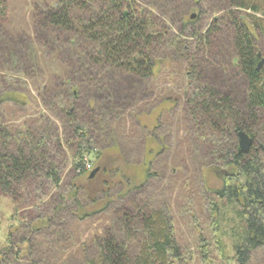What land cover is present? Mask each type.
Returning <instances> with one entry per match:
<instances>
[{"label":"trees","instance_id":"trees-1","mask_svg":"<svg viewBox=\"0 0 264 264\" xmlns=\"http://www.w3.org/2000/svg\"><path fill=\"white\" fill-rule=\"evenodd\" d=\"M224 2L226 12L215 18L207 30L201 31L195 22L181 21L178 35L170 33L153 12L137 6L134 0H58L41 10L38 23L68 45L79 43L80 61L107 65L109 70L137 78L139 82L156 75L162 65L169 64L175 56L179 58L184 53L186 38L195 40L198 54L217 48L220 39L231 46L234 76H239L243 82V95L234 96L237 89L230 86L223 89L217 75L203 76L193 59L187 57L183 61L187 63L185 72L189 83L182 99L194 149L203 153L208 170L225 168L219 187L208 188L205 181V190L214 197L208 209L212 214H219L221 205L232 211L233 216L228 220L233 221L229 237L235 242L234 259L237 264H247L253 252L264 247V70H257L260 61L257 41L263 27L256 20L248 23L247 15L242 12L264 13V0ZM219 22H224L225 27ZM65 85L67 89L62 93L67 96V103L58 110L55 105L51 107L65 123L62 141L54 137L55 130L43 124L35 128L24 123L28 126H21L13 133V128L5 126L0 113V195L12 199L18 211L28 206L34 208L21 217V227L18 224L7 234L0 246V264H43L38 257L31 258L36 253V238L67 207L65 199L75 204V215L90 216L108 208L111 202L108 193L123 180L119 176L120 160L109 161L107 165L103 161L104 153L94 147L95 137L91 133L101 127H98L99 119L89 115V108H82L80 93L83 91L79 92L75 85ZM111 101L113 105H121L120 94ZM106 107L105 99L98 109L103 112ZM241 130L255 141L248 153L239 150L235 135ZM65 151L73 154V168L65 173L66 180L63 179ZM86 162L91 163L90 170ZM93 170L97 172L91 177ZM46 189L57 190L60 199ZM79 192L91 201L88 209L83 206ZM100 193L106 195V200H99ZM46 197L55 200L51 206L48 205L51 199L46 200ZM40 206H44L43 213L36 212ZM164 206L145 205L135 217L125 213L123 220L119 216L114 221L115 227L107 228L106 234L95 238L93 253L83 264H175L176 260L181 261L183 248L176 240L172 216ZM49 210L51 212H47ZM213 226L216 233L222 229L218 216L214 217ZM216 235L220 241L221 237ZM137 242L139 249L133 252L132 246Z\"/></svg>","mask_w":264,"mask_h":264},{"label":"rangeland","instance_id":"rangeland-1","mask_svg":"<svg viewBox=\"0 0 264 264\" xmlns=\"http://www.w3.org/2000/svg\"><path fill=\"white\" fill-rule=\"evenodd\" d=\"M0 2V113L5 126L13 128V133H16L21 126L33 125L36 128L43 124L55 130L54 137L62 141L66 133L65 123L51 107L55 105L57 110L63 107L68 99L62 93L67 89L65 84L75 85L79 92L83 91L80 93L82 108L87 106L89 115L99 119L98 127L101 129L95 128L91 133L95 137L94 147L104 153L103 161L107 165L109 161L116 163L120 160L119 176L123 179L108 193L107 198L111 199L108 208L90 216L75 215V204L65 199L67 207L54 218L48 229L37 236V254L31 258L38 257L39 263L44 261L43 264H83L93 253L95 238L106 234L107 228L115 227L117 223L114 221L119 216L124 220L125 213L135 217L145 205L150 208L165 205L173 219L176 240L183 248L181 261L176 260L175 264H237L234 259L235 242L229 237L233 221L229 222L228 218L233 213L220 205L219 214H212L208 208L214 197L205 190V181L208 188L219 187L224 174H217L222 170L219 168L208 170L203 153L194 149L182 99L189 83L185 72L187 63L183 61L187 57L193 59L203 76L208 73L217 75L223 89L230 86L237 89L234 96L243 95L241 78L234 76L231 46H226L223 39H217V48L198 54L195 40L186 38L183 41L184 53L179 58L175 56L169 64L162 65L156 75L139 82L137 78L109 70L107 65L80 61L82 51L79 43L68 45L60 37L56 39L49 28L40 26L38 14L58 0ZM134 2L153 12L175 35L179 34L178 23L181 21L195 22L201 31H205L227 10L224 0ZM192 13H196L194 19H191ZM242 14L248 16V23L256 20L263 27L257 41L260 63L264 59V13L248 11ZM224 22L219 23L225 27ZM261 69L264 70V63ZM118 93L121 105L117 106L111 100ZM105 99L107 107L101 112L98 106ZM235 136L238 142L237 134ZM65 155L64 174L73 168V154L65 151ZM199 164L204 167L200 168ZM67 177L65 174L63 179ZM46 190L60 199L61 194H57V190ZM78 196L88 209L91 201L83 192ZM98 198L104 201L106 195L100 193ZM50 199L49 206L55 201ZM33 209L28 206L18 211L12 199L0 195V246L6 241L7 234L18 227L21 217ZM36 212L43 213L44 206L37 208ZM215 215L222 223V229L217 233L213 226ZM225 231L228 234H223ZM216 234L221 237L220 241ZM137 244L132 246L133 252L138 251ZM247 264H264V247L257 248Z\"/></svg>","mask_w":264,"mask_h":264},{"label":"water","instance_id":"water-1","mask_svg":"<svg viewBox=\"0 0 264 264\" xmlns=\"http://www.w3.org/2000/svg\"><path fill=\"white\" fill-rule=\"evenodd\" d=\"M196 17V13L191 14V19H194ZM258 56L261 57V53H258ZM264 63V59L261 60V62L258 64L257 70L259 71ZM238 136V145L239 150L243 151L244 153H248L253 145V139L249 136V134L243 130L237 132ZM97 170H93L90 174L91 177H93L96 174ZM225 169H222L220 173H217L219 176L224 174Z\"/></svg>","mask_w":264,"mask_h":264},{"label":"built area","instance_id":"built-area-1","mask_svg":"<svg viewBox=\"0 0 264 264\" xmlns=\"http://www.w3.org/2000/svg\"><path fill=\"white\" fill-rule=\"evenodd\" d=\"M86 168L88 169V170H90L91 168H92V165H91V163H86Z\"/></svg>","mask_w":264,"mask_h":264}]
</instances>
